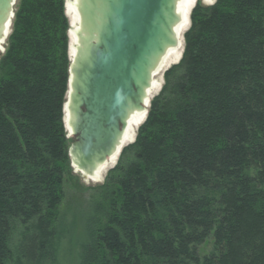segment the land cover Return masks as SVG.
Segmentation results:
<instances>
[{
	"label": "trees",
	"instance_id": "16d2710c",
	"mask_svg": "<svg viewBox=\"0 0 264 264\" xmlns=\"http://www.w3.org/2000/svg\"><path fill=\"white\" fill-rule=\"evenodd\" d=\"M65 2L16 0L0 59V264H57L67 234ZM189 21L134 142L92 189L78 264H264V0L197 3Z\"/></svg>",
	"mask_w": 264,
	"mask_h": 264
},
{
	"label": "water",
	"instance_id": "95a60500",
	"mask_svg": "<svg viewBox=\"0 0 264 264\" xmlns=\"http://www.w3.org/2000/svg\"><path fill=\"white\" fill-rule=\"evenodd\" d=\"M15 1L0 0V51ZM178 1L77 0V45L69 53L62 112L72 137L70 167L83 181L100 180L115 164L132 116L144 122L154 73L183 45Z\"/></svg>",
	"mask_w": 264,
	"mask_h": 264
},
{
	"label": "rangeland",
	"instance_id": "374dc122",
	"mask_svg": "<svg viewBox=\"0 0 264 264\" xmlns=\"http://www.w3.org/2000/svg\"><path fill=\"white\" fill-rule=\"evenodd\" d=\"M215 2L216 0H214L212 4H207L204 2V0H195L193 7L197 3L203 7H208V6L213 5ZM64 11L69 21V25H71L69 17L66 12L65 5H64ZM189 16H190V13H189ZM189 26H190V21L188 20V26L183 31V35L187 31ZM10 32H11V25H10V29H9V33L7 37L2 41V44H1V48L3 50L0 51V59L5 52V49L7 46V39H8ZM183 35H182L183 45L180 48L179 58L177 59V61L170 63L166 68L164 67L158 68L157 71L154 73L152 80L156 81L159 84V87L155 91H153L154 93L152 92V95H151L152 99L159 94V92L161 91V88L164 85L165 72L168 71L171 67L177 65L181 58L183 48H184ZM68 39H69V34H68ZM68 56H69V48H68ZM142 123L138 124V126L135 129V134H134L133 139L126 141L124 147H127L128 145L134 142L138 127ZM71 142H72V138L68 139V147L71 144ZM117 161L110 168H107L104 171V173H102V175L104 174L103 177L101 176L102 179L97 180V181L95 180L83 181L79 177V175L74 174L73 171L70 172L69 179L71 180H69V183L66 185V197H65L64 202L62 203V206L60 207V213H61L62 218L64 219V224H65V229L67 230V234L65 235L64 239L61 241L59 251H58V256H57V264H78V256H77L78 249L77 248L82 242H84V235L82 234V228L84 226V222L86 218L88 217V215H90L89 198H90V195L93 193L92 189H94L95 187L103 183L107 172L115 167ZM212 248H213V241L211 238H209L206 240V242L203 245H201L198 248V253L200 257H204L208 255L212 251Z\"/></svg>",
	"mask_w": 264,
	"mask_h": 264
},
{
	"label": "bare ground",
	"instance_id": "6f19581e",
	"mask_svg": "<svg viewBox=\"0 0 264 264\" xmlns=\"http://www.w3.org/2000/svg\"><path fill=\"white\" fill-rule=\"evenodd\" d=\"M213 1L214 0H204V2L207 4H212ZM76 2L77 0H66V3H65L66 12H67V15L71 23V30L69 31V38H70L69 53L70 55H73L74 48L77 45L75 34L79 28L78 27V16L76 13V5H77ZM194 2L195 0H179L178 1L177 11L181 17V23L179 24V29L181 27L180 36L183 34V31L188 26L189 13L194 5ZM179 53H180V49H173L169 51L166 57L163 58L159 68H163V67L166 68L170 63L177 61V59L179 58ZM158 87H159V84L156 81L152 80L149 98L151 97L152 92L155 91ZM142 120H143V115L141 114H135L134 116L130 118L128 122V126L126 130L124 131V134L122 137L123 145H125L126 141L133 139L134 134H135V129L138 126V124L142 123ZM71 138H72L71 136H68V139H71ZM102 177L99 179H102Z\"/></svg>",
	"mask_w": 264,
	"mask_h": 264
}]
</instances>
